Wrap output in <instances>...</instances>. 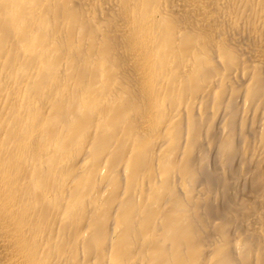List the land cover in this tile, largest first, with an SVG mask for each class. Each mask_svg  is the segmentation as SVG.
Returning a JSON list of instances; mask_svg holds the SVG:
<instances>
[{
	"label": "bare ground",
	"instance_id": "6f19581e",
	"mask_svg": "<svg viewBox=\"0 0 264 264\" xmlns=\"http://www.w3.org/2000/svg\"><path fill=\"white\" fill-rule=\"evenodd\" d=\"M0 264H264V0H0Z\"/></svg>",
	"mask_w": 264,
	"mask_h": 264
}]
</instances>
